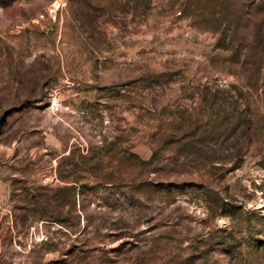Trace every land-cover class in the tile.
Returning a JSON list of instances; mask_svg holds the SVG:
<instances>
[{
  "label": "rangeland",
  "instance_id": "374dc122",
  "mask_svg": "<svg viewBox=\"0 0 264 264\" xmlns=\"http://www.w3.org/2000/svg\"><path fill=\"white\" fill-rule=\"evenodd\" d=\"M0 264H264V0H0Z\"/></svg>",
  "mask_w": 264,
  "mask_h": 264
}]
</instances>
